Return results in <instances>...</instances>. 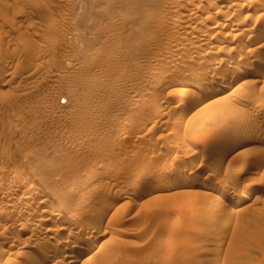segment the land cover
I'll use <instances>...</instances> for the list:
<instances>
[{"label": "rangeland", "instance_id": "1", "mask_svg": "<svg viewBox=\"0 0 264 264\" xmlns=\"http://www.w3.org/2000/svg\"><path fill=\"white\" fill-rule=\"evenodd\" d=\"M262 58L264 0H0V264H264Z\"/></svg>", "mask_w": 264, "mask_h": 264}, {"label": "bare ground", "instance_id": "2", "mask_svg": "<svg viewBox=\"0 0 264 264\" xmlns=\"http://www.w3.org/2000/svg\"><path fill=\"white\" fill-rule=\"evenodd\" d=\"M177 1V0H176ZM189 1V0H188ZM192 1V0H191ZM213 2V1H212ZM193 3V2H192ZM178 4V3H177ZM181 4V3H180ZM214 3H211V5H213ZM183 5V4H182ZM185 5V4H184ZM239 5V4H238ZM242 5V4H241ZM214 6V5H213ZM217 6V5H216ZM236 6V5H235ZM240 6V5H239ZM239 6H236V7H239ZM184 7V6H183ZM183 7H181V8H183ZM215 7V6H214ZM189 8V7H188ZM210 8V7H209ZM185 9H186V7H185ZM187 10V9H186ZM223 10V9H222ZM190 11V10H189ZM196 12V11H195ZM222 12V11H221ZM222 13H224V11L222 12ZM188 14V13H187ZM186 14V15H187ZM225 14V13H224ZM199 17V16H198ZM197 18V17H196ZM178 19V18H177ZM180 20V19H179ZM190 22V21H189ZM194 22V21H193ZM197 22V21H196ZM181 23V22H180ZM205 24V23H204ZM189 25V24H188ZM185 26V25H184ZM191 26V25H190ZM213 26H215V25H213ZM220 26V25H219ZM182 27V26H181ZM195 27V26H194ZM187 30H188V28H187ZM198 30H199V28H198ZM220 30V29H219ZM212 31V30H211ZM202 32V31H201ZM217 34V33H216ZM213 35V34H212ZM207 36V34L205 33H203V37L202 38H205ZM215 36V35H214ZM260 36H262V35H260ZM200 37V36H199ZM258 38V37H257ZM255 36H254V38H252L250 41L252 42V41H254L255 42ZM204 43V42H203ZM221 48H223V47H221ZM241 56V55H240ZM242 58V57H241ZM240 58V59H241ZM211 62H213V61H211ZM218 63V62H217ZM252 65V64H251ZM244 66V65H243ZM263 67H264V58H262L261 60H259V62H258V64L256 63V65H254V67H251V69L253 70V72L255 73V74H257V73H259L260 71H262V69H263ZM234 68V70H233V74H232V77L231 78H229V79H227V80H223L222 82L220 81H218V82H216V80L215 81H211V79H210V81L212 82V84L211 83H207L206 85H204V84H202V85H200V84H198V85H200V86H198L197 88V90H194L195 91V93H194V99H193V101L191 102V103H189V104H186V105H184L188 100V96L187 97H184V98H181V100H180V102H179V104L180 105H183L178 111H177V113H176V115L178 116V118L179 119H182L187 113H188V111H190L193 107H195L196 106V104H198L199 102H201V101H203L206 97H209V96H211V95H214V94H217V93H220L221 91H224V90H226V89H228V88H230L231 86H232V84H234V81L240 76V75H242L243 73H245L246 74V72H247V69L245 68V67H240V66H236V67H233ZM154 70H150V73H149V75L150 76H156L158 73H159V68H153ZM162 71V70H161ZM194 71H196V70H194ZM228 71V70H227ZM198 73V72H197ZM197 73H195V74H197ZM230 73V72H229ZM222 76V75H221ZM243 76V75H242ZM157 77H158V75H157ZM219 77V76H218ZM252 77V76H251ZM224 79V77H221V78H218V79ZM214 79H216V78H214ZM160 80L161 79H157V82L159 81L160 82ZM258 80V79H257ZM182 81V80H181ZM244 81V80H243ZM154 82V81H153ZM245 82H247V80L245 81ZM252 82V81H251ZM264 82V81H263ZM183 83V82H182ZM255 83V82H254ZM208 84H209V86H208ZM211 84V85H210ZM157 92V91H156ZM159 92V91H158ZM155 93V92H154ZM157 95V94H156ZM160 95V94H159ZM158 98V97H157ZM206 100V99H205ZM204 100V101H205ZM149 100H146V101H141V102H139V103H137V104H139V105H144L145 103H147ZM138 102V101H137ZM150 102V101H149ZM153 109V108H152ZM152 109H150V111L152 110ZM262 109L264 110V105H263V107H262ZM143 110V109H142ZM155 110V109H154ZM155 112L156 111H151L148 115H152V114H155ZM157 112H159V111H157ZM156 112V113H157ZM144 113V112H143ZM144 116V115H143ZM119 119V117L117 116V117H114L113 118V120L114 121H116V120H118ZM150 120V119H149ZM148 120V121H149ZM152 120V119H151ZM233 124V125H232ZM232 124H230L231 126H227L228 128H224V129H222L221 130V132H220V134L219 133H217V134H219V138H221V140H222V142H221V140H220V142L222 143V146L223 147H225V148H223L224 149V153L226 152V151H228L229 150V148H230V146H228L230 143H237V142H241V141H243V142H245V140L246 139H250V138H252V135H251V137L249 138V136H247V132H246V134H245V130H244V127H243V125H241V124H236V123H232ZM128 129V128H127ZM123 130V129H122ZM123 131H126L125 130V128H124V130ZM220 131V130H219ZM127 134V133H126ZM215 135V134H214ZM256 136V135H255ZM258 137H260V136H258ZM258 137H254V141H256L255 140V138H258ZM211 138V137H210ZM218 139V137H216V140ZM210 140V139H209ZM215 140V139H214ZM251 140V139H250ZM249 140V141H250ZM252 140H253V138H252ZM251 140V141H252ZM219 140H217V142H218ZM246 142H247V140H246ZM221 143H219L220 145H221ZM216 144V143H215ZM232 148V147H231ZM249 148V147H248ZM251 148V147H250ZM256 148V147H255ZM228 149V150H227ZM233 150V149H232ZM244 150V149H243ZM252 150V149H251ZM245 151H246V149H245ZM249 153V152H248ZM260 155V154H259ZM262 155V154H261ZM262 156H258V159H255L256 161H258L259 159H263V158H261ZM255 161V162H256ZM260 161V160H259ZM14 162V161H13ZM148 165H150V164H148ZM169 165H170V163H169ZM169 165L167 166V164L166 165H163V166H160L159 168H158V170H157V172H158V174L161 176V178H162V175L163 174H165L168 170L169 171H171L168 167H169ZM149 167H151V166H149ZM102 168V167H101ZM145 168V167H144ZM147 168V167H146ZM148 169V168H147ZM151 169V168H150ZM152 169H154V168H152ZM169 171H168V173H169ZM149 172V171H148ZM156 172V173H157ZM227 172V171H226ZM240 172H242V171H240ZM175 174V173H174ZM229 174H231V172L229 173ZM239 174V173H238ZM172 175V174H171ZM160 176H156L157 178L159 177L160 178ZM167 176V175H166ZM174 176V175H173ZM178 176H181V174L180 175H178ZM237 176V175H236ZM239 176V175H238ZM25 177V176H24ZM21 178V177H20ZM156 178V179H157ZM160 178V179H161ZM19 179V178H18ZM115 179V178H114ZM218 179V178H217ZM221 179V178H220ZM228 179V178H227ZM23 180V179H22ZM113 180V179H112ZM164 180H165V176H164ZM170 180V179H169ZM108 181V180H107ZM111 181V180H110ZM130 182H129V186H131V187H133V188H135V187H137L138 186V184L140 183V182H142V181H144V174H141V172H140V174H138V175H136V176H134L133 178H130V180H129ZM19 182V181H18ZM24 182H29V180L28 179H25L24 180ZM115 182V181H114ZM218 182V181H217ZM13 183V182H12ZM162 183V182H161ZM164 183H166V182H164ZM163 183V184H164ZM227 183V182H226ZM31 184V183H30ZM104 184V183H103ZM106 184V183H105ZM162 184V185H163ZM175 184V183H174ZM22 185V184H21ZM20 185V186H21ZM28 185H29V183H28ZM33 185V184H32ZM168 185V184H167ZM171 185V184H170ZM173 185V184H172ZM223 185H224V180H219V184H217V189H219L220 188V190H221V188L223 187ZM228 185V184H227ZM12 186V185H11ZM108 186V185H107ZM146 186V185H145ZM150 186V185H149ZM149 186H147V187H149ZM216 186V185H215ZM104 187H106V186H104ZM139 187H140V185H139ZM143 187V186H142ZM153 187V186H152ZM226 186H224V188H225ZM228 187V186H227ZM21 188V187H20ZM115 188H117V187H115ZM138 188V187H137ZM144 188V187H143ZM142 188V189H143ZM166 188H167V186H166ZM13 189V188H12ZM147 189V188H146ZM115 190V189H114ZM117 190H119V189H116L115 191L117 192ZM148 190V189H147ZM150 190V189H149ZM146 191V190H145ZM38 192H40V188L38 187V186H33V187H31V188H29V190H28V195L29 196H32V195H34L35 193H38ZM142 192H144V191H142ZM225 191H223V192H221V191H218L217 193H215V200L216 201H214V202H216V203H221V202H223L224 200H225V198H226V196H228L226 193H224ZM247 192V191H246ZM105 193V192H104ZM115 193V192H114ZM117 193H119V192H117ZM116 193V194H117ZM123 193V192H122ZM141 193V192H140ZM250 193V192H249ZM14 194V193H13ZM108 194V193H107ZM47 195V194H46ZM55 195V194H54ZM115 195V194H114ZM118 195H120V194H117V197H118ZM121 195H123V194H121ZM121 195L119 196V198L121 197ZM16 196V195H15ZM247 196H249V195H247ZM33 197V196H32ZM116 196H115V198H117ZM212 197H213V194H212ZM12 198V197H11ZM29 198H31V197H29ZM28 198V199H29ZM107 198V197H106ZM234 198V197H233ZM10 199V198H9ZM17 199H19V198H17ZM12 200V199H11ZM34 200V199H33ZM48 200L49 201H51L50 200V198H48V197H46V198H44V199H42V201H40V203H48ZM35 201V200H34ZM106 201V200H105ZM113 201L114 200H109L108 202H106L107 203V205L108 206H111L112 204H114L113 203ZM116 201V200H115ZM24 202V201H23ZM26 202H28L27 200H26ZM26 202H25V204H26ZM30 202V201H29ZM234 202H240V200H238V199H236L235 198V200H234ZM242 202H243V200H242ZM44 203V204H45ZM224 203V202H223ZM222 203V204H223ZM233 203V202H232ZM61 204H63V203H61ZM222 204H220L221 206H222ZM234 204H236V203H234ZM219 205V206H220ZM25 206V205H24ZM27 206H28V204H27ZM32 206V205H31ZM36 206V205H35ZM48 206V205H47ZM63 206V205H62ZM38 208V207H37ZM62 208V207H61ZM108 208H110V207H108ZM112 208V207H111ZM219 208V207H218ZM221 208V207H220ZM223 208V207H222ZM33 210V209H32ZM47 210V212H48V214L46 215L47 216V218L46 219H50L51 218V216L52 215H56L57 213L59 214L60 212H58L59 210H60V205H58V204H51L50 206H49V208H47L46 209ZM104 210V209H103ZM108 210V209H107ZM219 210H221V209H219ZM20 211V210H19ZM223 211V210H222ZM21 212V211H20ZM38 212V211H37ZM103 212V211H102ZM61 214V213H60ZM21 215V214H20ZM37 215V214H36ZM10 216V215H9ZM14 216V215H13ZM62 216V215H61ZM5 217V216H4ZM81 217V216H80ZM21 218H22V216H21ZM42 218H43V216H42ZM9 219V218H8ZM18 219V218H17ZM32 219V218H31ZM44 219V218H43ZM69 220H70V218H69ZM73 220V219H72ZM1 221V220H0ZM45 221H47V220H45ZM65 221H67V219L65 220ZM71 221V220H70ZM82 221H84V220H82ZM81 221V222H82ZM73 222V221H72ZM77 222V221H76ZM91 223V222H90ZM75 224V223H74ZM80 224V223H79ZM219 224H221V223H219ZM46 225V224H45ZM222 225V224H221ZM39 226V225H38ZM87 226V225H86ZM63 227V226H62ZM221 227V226H220ZM219 227V228H220ZM38 229V228H37ZM89 229V228H88ZM80 230V229H79ZM34 231V230H33ZM71 231V230H70ZM69 231V232H70ZM73 231V230H72ZM36 232V231H35ZM78 232V231H77ZM82 233V232H81ZM43 235V234H42ZM167 236V235H166ZM169 237H171L170 235H168ZM167 236V237H168ZM163 236H161V238H162ZM167 237H166V239H167ZM30 238V237H29ZM34 238V237H33ZM164 238V237H163ZM207 238V237H206ZM27 239V238H26ZM32 239V238H31ZM55 239V238H54ZM165 239V242L164 243H166V244H168L167 242V240ZM35 240V239H34ZM37 240V239H36ZM168 240H169V242H170V239L168 238ZM199 240V239H198ZM201 240V242L203 243V242H205V240L202 238V239H200ZM28 241V240H27ZM47 241V240H46ZM163 241V240H162ZM206 241H207V239H206ZM36 242V241H35ZM34 242V243H35ZM38 243V242H37ZM160 243V242H159ZM201 243V244H202ZM46 244V243H45ZM75 244V243H74ZM94 245V243L92 242V241H88V242H86V244H85V246H83V248H81V249H83V251L84 250H88V249H90L92 246ZM80 246V245H79ZM52 247H54V246H52ZM80 249V250H81ZM57 250V249H56ZM78 250V249H77ZM54 249L53 250H51V248L50 249H47V250H44V252L42 253V255L41 256H33V258L31 259V264H48V262L47 261H49V259H51V257L54 255ZM69 251H71V250H69ZM75 252V251H74ZM37 253V252H36ZM84 253V252H83ZM39 254V253H38ZM72 254V253H71ZM70 254V255H71ZM76 254H77V256L76 257H79L80 256V254H81V251L80 252H78L77 253V251H76ZM67 255H69V254H67ZM69 255V256H70ZM32 257V256H31ZM162 258V257H161ZM77 259V258H76ZM164 260V259H163ZM72 262H73V260H71ZM75 261V260H74ZM168 261V260H167ZM167 261H165V262H167ZM161 262V261H160ZM164 262V263H165ZM53 264V263H52Z\"/></svg>", "mask_w": 264, "mask_h": 264}]
</instances>
